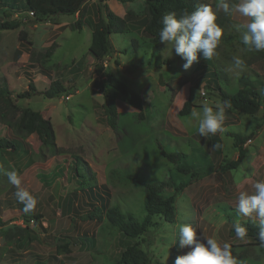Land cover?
Here are the masks:
<instances>
[{"label":"rangeland","instance_id":"1","mask_svg":"<svg viewBox=\"0 0 264 264\" xmlns=\"http://www.w3.org/2000/svg\"><path fill=\"white\" fill-rule=\"evenodd\" d=\"M234 1L242 2L226 0L230 5ZM199 2L211 6L217 14L222 11L218 0ZM104 6L118 17L128 13L136 21L147 17L141 1L121 4L118 0H87L80 16H60L45 24L33 23L25 17L3 18L17 21L19 27L0 32V88L11 93L6 96L9 104L0 98V114L17 121L25 109L39 112L51 124L56 147L55 151L44 148L41 151L36 135L23 138L0 123V139L16 146L15 151L0 150V264H107L136 243L150 259L166 264L171 254L182 256L195 246L180 245L179 228L185 224L194 229L198 242L215 238L219 243H230L233 256L242 264H264V246H246L247 240L231 235L232 225L226 224L220 212L227 208L232 210L230 213H238L240 192L253 194L254 184L264 180V107L253 116L226 109L223 124L226 130L201 137L197 131L199 116L191 117L192 109L202 115L203 105L215 110V105L220 103L215 91L204 88V72L196 69L203 59L202 50H197V61L185 70L186 61L175 53L171 43L155 50H133L132 41L142 43L138 31L127 36H111L112 52L98 64L88 48L91 33L99 22L97 9L104 12ZM231 19L246 27L250 22V18L238 13L232 14ZM78 20L82 25L80 30L73 26ZM20 33L25 34L24 38H20ZM41 62H45L42 69ZM250 68L254 72L252 80L259 81L264 90V59L252 63ZM107 72L145 102L143 121L106 85ZM52 80L61 81L66 91L47 100L42 93ZM184 82L176 91L178 84ZM244 82L238 81L237 85ZM101 86L104 94L114 99L120 114L115 130L107 125L103 114ZM26 93L31 96L15 97ZM188 99L192 104L190 113L180 117L179 111ZM256 124L259 128L254 130ZM233 134L250 136V140L243 146L245 154L238 168L222 171L226 163L235 162L238 156L230 137ZM157 143L166 152L176 150L186 154L192 172L205 176L177 194L172 189L163 191L165 197L174 196L173 223L152 229L142 238L143 242L117 234L106 249L108 231L102 221L85 218L93 207L110 206L115 200L123 199L129 207L137 209L146 181L168 179L176 185L179 181H189V176L176 172L159 155ZM73 157L95 174L91 193L81 191L77 182H70ZM116 168L120 169L118 175L122 179L136 175L135 182L127 180L128 187L114 186L109 172ZM12 170L21 180L20 188L36 198V207L30 212L40 217V226L21 217L16 206L17 188L5 175ZM53 175L58 179L54 181ZM44 181L49 184L45 185ZM245 221L259 224V217L253 212L250 216L241 215L235 223ZM72 240L93 243L90 247L71 246ZM64 241L69 244L70 252L57 255L56 248Z\"/></svg>","mask_w":264,"mask_h":264},{"label":"trees","instance_id":"2","mask_svg":"<svg viewBox=\"0 0 264 264\" xmlns=\"http://www.w3.org/2000/svg\"><path fill=\"white\" fill-rule=\"evenodd\" d=\"M87 0H0V32L12 31L19 27L17 21H4L3 18H28L33 23L45 24L51 19L60 16L75 17L80 16L82 9ZM121 4H132L141 1L146 9L147 17L144 20L136 21L132 18V14L128 13L126 16L118 17L110 12L107 7L104 12L98 8L97 13L99 22L91 33L90 46L88 53L98 64H101L103 59L110 56L112 48L110 46V37L113 35H130L132 32H138L141 39V45L136 42H131V47L142 50H155L158 47L168 43H161L159 40V31L162 28V19L165 14L176 12L179 16L184 12L189 13L195 11L201 3L199 0H118ZM229 4L230 7L235 5ZM232 15L224 14L223 10L217 14L216 23L223 29V35L220 43L216 49V55L210 59H203L196 66V69L204 72L206 78L204 88L206 90H213L216 97L222 103L223 101H231L232 112H237L247 116L255 115L260 108L264 107V90L259 81L252 80L254 72L250 68L252 63L264 59V51H250L247 46L242 43L243 36L247 33V27L233 21ZM77 30L82 29L80 21L73 25ZM20 38L25 36L20 33ZM24 40V39H22ZM135 44V46L133 45ZM158 53V52H157ZM51 50L46 54L49 58ZM238 56L245 62L243 69H237L233 66V57ZM44 63H40L41 69L44 68ZM46 76V75H45ZM48 78V77H47ZM49 79V78H48ZM238 81H245L243 85L238 86ZM106 85L116 91L120 95L122 102L136 111L137 119L143 121L142 113L145 109V102L137 96L133 91L129 90L122 82L115 79L110 73H106ZM186 82L179 83L176 91H179ZM30 90L34 92L33 87L29 86ZM104 94V87H100ZM65 88L61 81H51L47 90H44L42 97L47 100L54 99L64 93ZM11 96L10 91L5 88H0V98L4 99L7 104L9 101L6 96ZM30 93L16 95V98H29ZM103 114L107 125L115 130L120 120V114L117 111L114 99L108 95H103ZM192 108L191 101L188 99L179 111L180 117H185L190 113ZM5 114H0V123L8 126L18 136L23 138L36 135L40 142L39 149H46L48 151H55L54 133L49 121L43 119L39 112L25 109L17 121H10ZM139 121V122H140ZM254 130L259 128V125H254ZM233 139L234 146L237 149L238 156L235 162H228L222 167V171H234L238 168L243 160L245 150L244 144L250 140V136H241L233 134L230 136ZM159 155L166 161V163L174 167L175 171L184 176H189V181H179L176 185L174 181L166 180L159 182H145L142 187L143 199L137 209L129 207L123 199H117L110 205H102L101 207H93V211L85 217L87 220L102 221L103 225L108 231L105 248L108 249L117 234L123 238L140 240L143 242V237L147 235L152 229L158 228L162 225L173 223L176 216L174 206V196L165 197L163 191L165 189H172L175 194L181 192L190 184L199 181L205 176L204 173H193L192 167L188 164V156L182 152H166L159 143H157ZM16 150L15 144L6 139H0V150ZM2 166L0 165V169ZM72 178L70 182H77V187L81 191L89 190L95 184V174L90 171L81 160L73 157V162L70 165ZM120 169H113L109 172L110 182L117 186L128 187L127 180L135 182L136 175H127L122 179L118 175ZM169 172V171H168ZM170 173V172H169ZM63 175V173H62ZM54 176V181L58 179ZM61 176V175H60ZM45 185L49 182L44 181ZM91 196V195H90ZM16 206L21 212V217L26 219V222H33L40 226V217L34 215L32 212H24V204L16 200ZM128 207V208H127ZM227 223L232 226L229 228V233L235 235L234 224L241 214L232 212L230 209H221ZM247 229V236L243 239L249 242L248 245H260L257 234L259 231V224L245 221L240 222ZM71 246H86L92 245V240H72ZM91 243V244H90ZM69 244L64 241L56 248L57 255H66ZM234 248V247H233ZM236 248L244 249L243 246ZM179 255L171 254L169 262L166 264H174L175 259ZM105 261L107 258H102ZM107 264H164L155 259H150L145 251L140 248L138 243L129 246L116 260H108Z\"/></svg>","mask_w":264,"mask_h":264},{"label":"clouds","instance_id":"3","mask_svg":"<svg viewBox=\"0 0 264 264\" xmlns=\"http://www.w3.org/2000/svg\"><path fill=\"white\" fill-rule=\"evenodd\" d=\"M218 8L224 14L238 13L242 17L250 18L247 24V33L242 38V43L248 50L264 51V0H242L241 3L230 7L226 0H218ZM217 13L212 7L203 4L195 11H184L178 18L176 12L164 15L162 28L159 31L161 43L168 42L174 46L175 53L186 61L183 68L187 70L197 61V50H202L204 59H210L216 55V49L223 35V29L216 23ZM244 60L238 56L233 57V66L243 69ZM231 108V101H223L215 105V110L208 104L202 106V115L194 108L191 117H197V131L201 137L217 132H224L226 109ZM191 122V121H189ZM9 182L16 186L15 193L19 202L24 204V212L35 209L37 200L27 190L21 189V180L15 170L5 173ZM254 193L240 192L237 200V211L243 216H250L253 212L259 217V231L257 234L260 245L264 246V180L254 184ZM237 238L247 236L248 229L241 223L234 224ZM180 245L192 246L191 251L185 255L177 256L174 264H242L232 254L230 243H219L215 238H208L200 243L196 239V232L190 225H182L179 228Z\"/></svg>","mask_w":264,"mask_h":264}]
</instances>
